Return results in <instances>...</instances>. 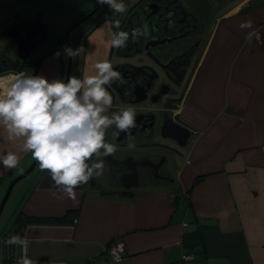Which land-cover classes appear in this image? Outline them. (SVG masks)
<instances>
[{"label":"crops","instance_id":"1","mask_svg":"<svg viewBox=\"0 0 264 264\" xmlns=\"http://www.w3.org/2000/svg\"><path fill=\"white\" fill-rule=\"evenodd\" d=\"M97 1L0 0V33L10 23L34 19L49 33L24 67L10 66L17 50L4 48L12 42L0 37V75L24 72L64 81L66 54L58 35ZM249 19L252 28L242 29ZM95 22L74 35V50ZM253 31L259 40L248 38ZM109 34L107 24L97 26L77 57L84 54L94 67L107 51ZM197 64L172 108L181 113L190 144L163 182L116 193L90 189L88 181L75 190L74 202L57 194L47 172L33 181L15 229L27 238L34 264H181L186 254L192 260L185 264H264V0H245L224 14ZM6 150L15 145L0 135V151ZM20 156L18 168L0 165V181L32 160L30 153ZM5 239L0 264H16L24 252L19 248L4 259ZM112 243L125 252L118 262L106 249Z\"/></svg>","mask_w":264,"mask_h":264},{"label":"flooded vegetation","instance_id":"2","mask_svg":"<svg viewBox=\"0 0 264 264\" xmlns=\"http://www.w3.org/2000/svg\"><path fill=\"white\" fill-rule=\"evenodd\" d=\"M243 1L245 0H122L127 9L130 10L129 18H131L132 27L129 31L124 30L129 33V40L126 47L119 49L112 48L106 43L108 44L107 51L103 53V58L99 61L109 60L113 69L121 74L120 79L106 86L113 97L112 108L107 114L118 113L122 105H132L136 113V126L130 129V135L134 138L131 141L124 132L115 136L116 128L114 125L107 129L105 141L115 144L118 150L111 156L99 158L105 164L103 175H101L103 183L97 186L99 189L103 188L116 193H126L133 189V187L123 188L120 183V175L126 173V168L117 162L123 161L125 158L145 159L152 164V166L137 167L138 177L136 180L138 186L148 187L153 184H160L161 181L163 182L168 178L167 176L173 171H170L169 157L179 161L176 152H185L179 149L174 141L161 138L159 127L167 116H172L176 123L185 126L182 125L181 113H172L176 109L171 111L170 105L165 104L164 101L169 99V96L163 95V93L172 85L171 82L180 79L187 81L185 87L187 88L211 30L217 22H220L224 14ZM98 4L97 1L96 5L89 11ZM247 6L248 4H243L238 12L242 13ZM106 10L99 14L100 17H96L97 13L93 15L99 22L93 23L91 28L82 32L81 45L84 46L85 39L100 24H107L109 33H114L109 23L102 19L107 12ZM133 29H141L144 35L134 39L132 37ZM63 37L64 35H61L59 41H61L60 44L64 49ZM146 45H148L147 49H145ZM71 48L73 49L72 45ZM114 52L120 55H129V58L110 60L109 55ZM65 60L64 70L66 71L67 55ZM87 72L93 75L95 68L91 67V63H88L85 55L73 57L69 76L83 79ZM129 142L135 144L134 149H128ZM146 146L155 150L157 155L146 153L139 157L137 155L139 150L146 148ZM93 161L98 162V159ZM96 178L94 176L89 180L90 185H96ZM17 215L14 216V225L18 221ZM14 233L5 234L2 240L15 235Z\"/></svg>","mask_w":264,"mask_h":264},{"label":"clouds","instance_id":"3","mask_svg":"<svg viewBox=\"0 0 264 264\" xmlns=\"http://www.w3.org/2000/svg\"><path fill=\"white\" fill-rule=\"evenodd\" d=\"M108 5L119 18L106 19L119 29L127 6L122 0H98ZM253 21L241 24V28H252ZM144 35L141 29H133L132 37ZM260 36L255 31L248 38ZM129 33L118 31L109 34L107 43L112 48L126 47ZM85 53L83 46L73 50L65 46L64 54L73 58ZM57 57L60 53L55 54ZM90 55V54H89ZM95 73L83 79L69 76L67 82L40 75H0V135L15 145V150L0 151V165L4 169H15L20 163V154H31L39 169L47 172L54 187L74 202L79 186L103 175L104 161L101 156L113 155L118 149L105 141L106 131L113 125L115 136L120 132L132 138L130 129L136 126V113L132 105H122L118 113L107 114L113 105V97L106 88L120 79L121 74L112 63L104 59L94 64ZM135 144L129 142L128 149ZM97 157L98 162L93 161ZM89 161H92L89 163ZM7 245H19L23 249L16 264H34L28 257L27 238L10 236Z\"/></svg>","mask_w":264,"mask_h":264},{"label":"water","instance_id":"4","mask_svg":"<svg viewBox=\"0 0 264 264\" xmlns=\"http://www.w3.org/2000/svg\"><path fill=\"white\" fill-rule=\"evenodd\" d=\"M101 8V9H100ZM107 9V10H106ZM106 10L107 12L103 15L102 19L106 21L111 20L112 18H119L121 14L114 12V10L110 9L108 5H101L98 4L94 9L89 11L87 14L82 16L79 20H77L75 23L71 24L64 33V45L71 47L68 37H69V32H72L74 29H76L80 24L84 23L87 21L90 17H92L95 13H97V17H100L99 14L102 13V11ZM129 8L126 13L123 14V19L121 20V27L119 29H116L115 27L112 26L111 23H109L110 28L114 30V32L118 31H124L131 29V18H129ZM0 37H12L17 44V60H13L8 62L10 66L13 64H18L19 61L25 62L29 57V55L37 49L40 45L45 43L48 39V34L41 23L39 19H34L30 21H22V22H13L7 25L5 28V31L0 33ZM148 48V45L145 46V49ZM110 60L112 59L113 61L115 60H124L129 58V55H120L117 54L116 52L111 53L110 55ZM68 62H67V69L65 73V79L64 82H67V79L70 75V67H71V62L72 58L68 57ZM172 85L169 86L168 90L163 93V95H168L169 99H165V104L170 105V110L172 111L173 107L176 106L178 103L181 102L184 96V88L186 87L187 81H183V79H180L178 81H173L171 82ZM160 134L161 138H168L172 141L175 142L177 147L181 150H184L185 153L176 152V155L179 157L183 156V154H186L187 148L189 147L190 140H191V135L188 129L185 127L181 126L180 124L176 123L172 116H167L164 118L163 122L160 125ZM121 165H123L126 168V173L123 175H120V183L123 188L129 189L131 187H136L138 186L137 183V167L138 166H144V165H150L152 166L151 163H148L145 159H131V158H125L123 161L117 162ZM36 162L32 160L31 164L29 167L26 168L22 173H20L15 179H13L8 187L7 190L4 194V197L0 203V214L3 209V206L9 196V192H11L13 186L15 183H17L20 179L27 177L35 168ZM133 179V180H131ZM10 252H12L11 247H9L7 244L3 246V257L4 259L7 258V256L10 255Z\"/></svg>","mask_w":264,"mask_h":264},{"label":"rangeland","instance_id":"5","mask_svg":"<svg viewBox=\"0 0 264 264\" xmlns=\"http://www.w3.org/2000/svg\"><path fill=\"white\" fill-rule=\"evenodd\" d=\"M97 17V16H96ZM81 18V17H80ZM80 18H78L77 20H79ZM95 18V16H92L90 17L87 21H85L84 23L80 24L75 30H73L70 34V37H69V43H71L72 46H74V44L76 43V40H75V34L81 32L82 30V27L88 23L89 21L93 20ZM75 20V22L77 21ZM74 22V23H75ZM68 28V27H67ZM65 31L63 32V35H64ZM49 34V33H48ZM59 37L61 36L60 34L58 35ZM8 39H10L9 41L12 42L11 45H9L7 42L4 44V48L6 49H10L12 50L14 45H15V48L14 50H17V44L15 43L14 39L11 38V37H6ZM5 38V39H6ZM37 49H40V48H37ZM36 50V52L34 53H37V51L39 50ZM32 56H30L29 58L30 59H34V57L36 56V54H31ZM151 147H147L146 148H142L140 149L138 152V156L140 157V155H143V154H150V155H157V152L155 150H151L150 149ZM169 162H171V170H173L176 166V164L179 162L177 161V159H173L171 157H169ZM32 160L30 161V163L28 164L27 167H29V165L31 164ZM22 166V165H20ZM26 167V168H27ZM18 168V167H17ZM26 168L24 170H26ZM24 170H22L21 172H19L17 175H15V177H17L20 173H22ZM15 171V170H14ZM41 170L39 169V166L38 164L35 166L34 170L29 174L27 175V177H24L22 179H20L17 183H15V185L13 186L11 192H9V196L3 206V209L1 211V214H0V244H1V240L4 238V235L7 234V233H12L13 232V228L15 227L14 225V222H15V217L18 212L21 210V206H22V203L24 201V195H25V192L31 187L33 181L41 174ZM15 177H6V178H3L1 181H0V203L4 197V194L7 190V187L9 185V183L15 179ZM97 180V183L96 185H91L90 186V182H89V185L88 187L90 189H98L97 186H99L100 183H103L102 181V177H97L96 178ZM106 185V184H105ZM107 186V185H106ZM1 252H3L2 250V247H1ZM0 261H1V258H0Z\"/></svg>","mask_w":264,"mask_h":264},{"label":"built area","instance_id":"6","mask_svg":"<svg viewBox=\"0 0 264 264\" xmlns=\"http://www.w3.org/2000/svg\"><path fill=\"white\" fill-rule=\"evenodd\" d=\"M15 235H20L21 237H23L19 233L15 234ZM8 246L11 247L12 252L13 251H17L19 248H21V246H19V245H8ZM106 249H107V251H109L108 254L110 255L112 261H114V262H118L119 260H121L125 256V252L122 249V247L120 245H117L116 243L110 244L109 247L106 248ZM190 260H192V255L191 254H186L183 257H181L180 263L181 264H185V262L190 261Z\"/></svg>","mask_w":264,"mask_h":264},{"label":"trees","instance_id":"7","mask_svg":"<svg viewBox=\"0 0 264 264\" xmlns=\"http://www.w3.org/2000/svg\"><path fill=\"white\" fill-rule=\"evenodd\" d=\"M19 63H21V64L23 63V64L20 65ZM19 63H18V64L15 63V64H13L11 67H15V66H16V67H24V65H26L27 61H25V62H23V61H19ZM35 64L38 65V62H37V63L35 62ZM13 232H15V234L18 233V231H17V229H15V227L13 228Z\"/></svg>","mask_w":264,"mask_h":264}]
</instances>
